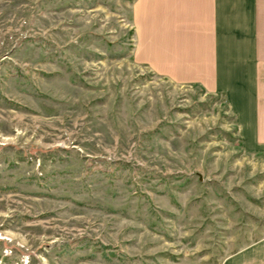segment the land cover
<instances>
[{"label": "rangeland", "instance_id": "obj_1", "mask_svg": "<svg viewBox=\"0 0 264 264\" xmlns=\"http://www.w3.org/2000/svg\"><path fill=\"white\" fill-rule=\"evenodd\" d=\"M135 0H0V264H221L264 237V156L224 97L134 57Z\"/></svg>", "mask_w": 264, "mask_h": 264}, {"label": "crops", "instance_id": "obj_2", "mask_svg": "<svg viewBox=\"0 0 264 264\" xmlns=\"http://www.w3.org/2000/svg\"><path fill=\"white\" fill-rule=\"evenodd\" d=\"M134 57L224 97L243 149L264 156V0H135ZM221 264H264V237Z\"/></svg>", "mask_w": 264, "mask_h": 264}]
</instances>
